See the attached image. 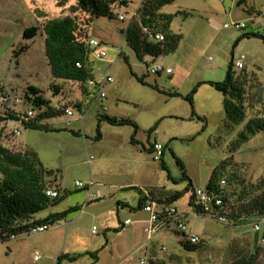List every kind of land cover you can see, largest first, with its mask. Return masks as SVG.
I'll list each match as a JSON object with an SVG mask.
<instances>
[{
	"label": "rangeland",
	"instance_id": "rangeland-1",
	"mask_svg": "<svg viewBox=\"0 0 264 264\" xmlns=\"http://www.w3.org/2000/svg\"><path fill=\"white\" fill-rule=\"evenodd\" d=\"M130 1L129 9H133L142 0ZM238 1L173 0L164 5L161 11L165 13L181 12L171 23V29L181 34V40L175 51L154 59L153 63L172 71L158 74L147 73L145 62L137 60L127 45L123 33L126 18L101 16L90 22L87 14H74L88 36L100 41L107 51L103 59L89 56L93 74L112 77L104 86V98L96 97L94 91L89 98L74 83L52 77L41 34L32 39L22 34L25 28L47 18L69 14L68 7L75 0L64 6H58L54 0H0V94L5 92L8 98L5 105L22 113L29 106L24 92L31 95L28 86L32 85L52 104L73 108L71 116L43 120L55 128L50 131L25 127L14 119L1 122L5 127L3 145L12 150L32 147L44 166L55 171L49 178V188L61 186L64 197L35 216L67 210L63 219L68 225L53 224L42 232H23L15 238L0 239V264H56L54 256L60 253H99L105 236L120 238L118 246H113V251L117 249L120 254L119 264H138L146 245L154 256L166 260L172 256L171 261L178 264H230L237 257L251 254L259 245V261L264 264V242L260 241L264 220L259 222L255 234L253 219L242 224H222L209 215H196L189 204V188L205 187L212 168L230 153L233 158L226 161L222 178L227 179L231 204L236 203L237 195H244L243 201L256 195V186L262 185L260 179L264 178V130L236 145L237 134L245 122L232 128L225 126L221 91L209 84L200 85L193 95L196 115L186 99L168 94L176 91L186 95L199 81H222L231 58L241 54L245 56L244 69L249 75L254 73L264 85V41L257 37L240 41L243 33L264 34V0H242L239 5ZM120 10L124 8H116L115 12ZM232 21L244 22L245 27H224ZM17 50L20 53L15 57L13 51ZM145 60L152 64L151 59ZM131 70L137 76L145 75L148 84L138 82ZM54 85L59 89L57 94ZM15 98L20 101L15 103ZM100 114L135 121L139 144L130 142L131 125H112L105 120L99 122L101 136L96 139ZM81 116L82 120L78 118ZM158 120L148 137V129ZM14 128L20 133L14 134ZM154 139L164 145L162 161L171 178L162 169L161 161L142 149L141 145L149 147ZM75 181L84 186L78 188ZM138 189L161 196L179 192L172 205L183 216L187 230L201 237L200 247L185 250L179 244L180 238L171 231L177 228L176 224L155 232L147 242L143 226L149 214L136 208ZM118 200L126 201L128 207H118ZM73 206L80 209L71 210ZM125 218L132 223L126 226L124 234H116L113 228ZM93 226L97 234L92 233ZM110 239L101 252L104 264L115 263L109 254ZM89 259L83 255L69 263L62 260V264H87Z\"/></svg>",
	"mask_w": 264,
	"mask_h": 264
},
{
	"label": "trees",
	"instance_id": "trees-1",
	"mask_svg": "<svg viewBox=\"0 0 264 264\" xmlns=\"http://www.w3.org/2000/svg\"><path fill=\"white\" fill-rule=\"evenodd\" d=\"M54 1L58 6H64L70 0ZM172 1L173 0H142L134 15L127 21V25L123 30L127 45L131 48L137 60L145 62L146 67H148L149 64L146 62L145 58H149L154 62L155 58L175 51L181 40V34L171 29L174 16L181 12L165 13L161 11L164 5ZM129 2V0H75V2L68 7L69 14L62 17L47 18L42 21L41 24L25 28L22 34L23 37L27 39H32L38 34H41L40 36L43 38L44 43V54L50 67L52 77L54 79L74 83L79 91L87 93L89 98H92L93 91H90V88L87 86V80L94 76L89 57L90 51L86 42V37L89 36L85 27H82V25L78 23L74 14L78 12L87 14L90 22L94 17H118L120 11L115 12L116 8L125 9ZM183 14L186 15L188 13L183 12ZM144 28L152 34L161 33L163 39L159 40L152 38L148 32L144 31ZM243 37H257L264 41V34L260 32L243 33L241 38ZM23 50L24 47H21V51ZM19 53L20 50L13 51V56L16 57ZM124 59L128 63V58L126 56H124ZM77 62H80L81 65L77 66ZM147 73H149L148 70ZM131 74L141 84H148L144 80L145 75L137 76L132 70ZM202 84H209L218 91H221L223 95L222 115L226 127L232 128L243 121L245 122L242 130L237 134L238 138L236 139V145L245 141L249 136L264 130V85L260 83L254 73L249 75L244 67L241 69H234L233 59H231L226 70L225 78L222 81H199L186 95H182L176 91L169 92L168 94L186 99L193 111V95ZM155 88L157 87L155 86ZM58 90V87L54 85V92L56 94ZM28 91L31 95L26 91L24 92V98L27 100L29 106L22 113L15 112L8 108L5 105L6 102L0 103L1 240L11 239L12 236L16 237L23 232L29 233L30 229L36 225L47 224L52 226L57 219L65 217L67 211L49 213L44 217L35 216L38 212L46 209L48 205L64 197L61 192L62 189L58 185H55V188L59 192L57 197L53 198L46 195V190L51 184L49 178L55 174V171L44 166L37 152L32 147L25 146L23 150H12L2 143L5 130L4 125L1 124L2 121H7L9 119L17 120L21 114L25 115L28 109H32L35 112L34 118L24 120L23 125L25 127L50 131L55 128L43 123V120L64 115L66 108H70L65 104L54 105L49 100H45L39 95V90L32 85L28 86ZM0 95H5V92ZM70 109L73 108L71 107ZM192 113L196 115L194 111ZM247 114H249V117H247ZM197 118L205 121L204 117L197 115ZM103 120L112 125H131L133 127V133L130 137V142L139 144V141L135 138L138 129L135 121L129 118H117L106 114H100L98 116L96 139H99L101 136L99 122ZM158 122L159 120L148 129V137L156 129ZM154 141L155 140L152 141L149 147L141 145L142 149L153 153L152 148ZM162 156L163 153L159 159V161H161V167L167 172V176L171 178L167 167L162 161ZM174 157L176 162L183 168L181 160L176 155H174ZM232 158L233 154L230 153L212 168L205 188L211 194L221 198L222 207L220 206L219 209L225 210L228 217V222L224 224H236L238 222L242 224L248 219L256 220L253 217L264 215V178L260 179V182L263 181V184L256 186V190H258L256 195L251 196L247 201H243L244 195H237L236 203L231 204L230 197L228 196L229 193L226 191L227 179L224 178L225 184H221V180L223 179L222 173L226 168V161H230ZM230 179L229 177L228 180ZM189 189H191L189 204L193 211L198 215L205 216L202 213L200 205L195 202L194 187ZM138 190L139 199L136 208H142L145 203L149 202L153 203L157 209L163 210L165 207H173V202L180 195L179 192H176L161 196L151 190ZM242 192L244 193V191ZM247 193L246 191L245 194ZM79 208L80 207L74 206L70 209L76 210ZM175 215V217L168 218L165 212L162 211L159 213V219L166 222V227L163 229L177 224L179 220H183V216L178 212H175ZM248 216L252 217L248 218ZM171 231L180 238L179 244L185 250L194 251L200 247L202 242L200 236L198 242L191 243L188 238H186V232L180 231L177 228H173ZM253 232L256 234L258 230H253ZM254 239H256V237ZM261 251L262 248L256 245L255 250L251 254L237 257L230 264H261L259 261V254ZM86 253L96 258V251ZM81 255L82 253L73 255L61 254L57 257L56 263L61 264L63 258L74 260ZM149 258L152 260L153 264H178L171 261L172 256H170L168 260L154 255H151Z\"/></svg>",
	"mask_w": 264,
	"mask_h": 264
},
{
	"label": "built area",
	"instance_id": "built-area-1",
	"mask_svg": "<svg viewBox=\"0 0 264 264\" xmlns=\"http://www.w3.org/2000/svg\"><path fill=\"white\" fill-rule=\"evenodd\" d=\"M134 15V13L132 14V16ZM131 16V17H132ZM118 18L120 20L125 19V15L119 13L118 14ZM224 27L228 28V27H234L237 29H242L245 27L244 22H236V21H232L231 23H225ZM145 32H148V30L146 28H144ZM149 35L154 38V39H159L162 40L163 39V35L161 33H155L152 34L151 32H148ZM86 42H87V46L89 48L90 51V55L93 54L95 56V58L98 59H103L104 57L107 56V51L102 47L101 42L98 41L97 39L94 38H90V37H86ZM244 55L241 54L238 58H233V68L234 69H241L243 68L245 65L243 63V59H244ZM77 66H80V62L76 63ZM146 69L151 72V73H160L162 71L166 72V73H170L171 72V68L170 67H166L164 68L162 65L158 64V63H153L151 65H149L148 67H146ZM112 81V77L109 75H94L93 77L89 78L87 80V86L90 88V91H94L95 92V96L98 98H104L106 96L105 91H104V86L107 82ZM8 101L7 96L5 95H0V103L2 102H6ZM20 100H18V98L14 99L15 103H18ZM13 102V103H14ZM12 103V104H13ZM73 114L72 109L70 108H66L65 110V114L66 116H71ZM35 112L32 109H28L24 114H21L16 121L19 124H23L24 120H28L31 118H34ZM80 120L83 119V117H78ZM13 133L14 134H19L20 131L18 128H14L13 129ZM153 159L155 160H159L163 150H164V145L155 140L153 142ZM221 184H225V180L222 179L221 180ZM75 186H77L78 188L83 187V183L80 181H75ZM46 195L50 196V197H57L59 195V192L56 188H48L46 190ZM194 197H195V202L197 204L200 205L201 209H202V213L204 215H209L212 218L216 219L218 222L220 223H227L228 222V217L226 215V211L225 210H221L219 209V207L222 205V200L220 197L215 196L213 194H211L205 187H196L194 188ZM222 207V206H221ZM142 209H144L148 214V224L144 227V231L146 233L147 236V241L151 239V236L153 235V233L156 230H161L163 228L166 227V222L164 220L159 219V213L160 212H165L167 217H175V208L174 207H165L163 210L157 209L156 206L153 203H145L142 206ZM198 215V214H196ZM252 223V228L253 230H259V222L264 220V215L262 216H257L255 217ZM131 222L130 218H127L124 220L125 224H128ZM54 224H64L66 225L67 222L61 218V219H57L55 221ZM177 229H179L180 231L186 232V238H188V240L191 243H196L199 240V236L191 231V230H187V224L186 221L184 220H179L177 222ZM48 227H50V225L47 224H40V225H36L34 227H32L29 231V233H36V232H42L44 230H46ZM96 230L95 226H93L92 231L94 232ZM11 238H15V237H11ZM261 242H264V235L261 236L260 239ZM165 247L162 246V250H164ZM139 264H153L152 260L147 256V255H142L139 259Z\"/></svg>",
	"mask_w": 264,
	"mask_h": 264
},
{
	"label": "crops",
	"instance_id": "crops-1",
	"mask_svg": "<svg viewBox=\"0 0 264 264\" xmlns=\"http://www.w3.org/2000/svg\"><path fill=\"white\" fill-rule=\"evenodd\" d=\"M130 1V0H129ZM131 2V1H130ZM130 2L128 3V6L124 9V10H120L121 12V14H124L125 15V18L127 19V21L130 19V17L132 16V14L133 13H135V11H136V9L137 8H133V9H129V7H130ZM128 10V11H127ZM123 12V13H122ZM259 25H257V27H258ZM175 32V31H174ZM245 38H250V37H243V38H241L240 39V41H242V40H244ZM43 39V38H42ZM234 57H232L231 59H233ZM172 72V71H171ZM154 140H156V139H154ZM60 188H61V186H60ZM123 188H125V187H121V189H123ZM90 189H88V194H90ZM146 191V190H145ZM93 199H95V196H94V194H92V200ZM138 199H139V195H138ZM117 206L118 207H128V203L126 202V201H122V200H118L117 201ZM74 207V206H73ZM78 207V206H77ZM80 209V208H79ZM129 209H131V208H129ZM59 212H61V211H59ZM53 213V212H52ZM193 213H195L194 211H193ZM125 219H127V218H125ZM124 219V220H125ZM124 220H121L120 221V224H119V226H117L116 228H113V231L116 233V234H124V231L126 230V226H129L131 223H132V221L130 222V223H128V224H125L124 223ZM148 224V221L146 222V223H144V225L146 226ZM57 225H59V224H57ZM61 225H64V224H61ZM68 225V222H67V224H66V226ZM145 226H143V231H144V227ZM106 229H109V228H106ZM114 229H117V230H114ZM160 230V229H159ZM159 230H156L155 232H157V231H159ZM154 232V233H155ZM194 232V231H193ZM92 233H94V234H97V232H96V230L93 232L92 231ZM144 233H145V231H144ZM153 233V234H154ZM196 233V232H195ZM146 234V233H145ZM197 234V233H196ZM147 237V236H146ZM110 238L108 237H106L105 236V243H104V245H105V248L107 247V244H108V240H109ZM111 240V242H110V248H109V254H110V257L114 260V262L115 263H113V264H119V253L117 252V249L115 250V251H113V246H118V242H119V240H120V238L117 240V239H115V238H111L110 239ZM147 240V239H146ZM148 241H150V240H148ZM147 241V242H148ZM103 245V246H104ZM102 246V248H100V252L98 253V250H95L96 251V258H93L91 255H89V254H87L86 252H95V251H89V250H85L84 252H74V253H69V252H66V253H60V254H58V255H56V256H54L55 257V263H56V259H57V257L59 256V255H61V254H68V255H73V254H77V253H82V255L81 256H83V255H88L89 257H90V259L88 260V262H87V264H104L103 263V261H102V251L105 249L104 247ZM142 255H147L148 257H150L151 255H153V251H152V249L151 248H149V250H148V248H147V245H146V247L144 248V252L142 253V254H140V256L138 257V264H139V259H140V257L142 256ZM80 257V256H79ZM78 257V258H79ZM77 258V259H78ZM62 260H65L66 262H71V261H75L76 259H74V260H71V259H69V258H63ZM62 260H61V264H62ZM57 264V263H56Z\"/></svg>",
	"mask_w": 264,
	"mask_h": 264
},
{
	"label": "water",
	"instance_id": "water-1",
	"mask_svg": "<svg viewBox=\"0 0 264 264\" xmlns=\"http://www.w3.org/2000/svg\"><path fill=\"white\" fill-rule=\"evenodd\" d=\"M241 2H242V0H239V1L237 2V4L239 5Z\"/></svg>",
	"mask_w": 264,
	"mask_h": 264
}]
</instances>
